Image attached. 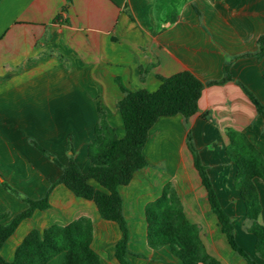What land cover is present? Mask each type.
Listing matches in <instances>:
<instances>
[{"label": "crops", "instance_id": "obj_1", "mask_svg": "<svg viewBox=\"0 0 264 264\" xmlns=\"http://www.w3.org/2000/svg\"><path fill=\"white\" fill-rule=\"evenodd\" d=\"M171 1L72 0L63 12L66 0H0V225L26 208L2 181L22 197L37 200L61 173L36 146L64 166L70 142L73 159L85 170L99 111L117 137H123L117 82L131 91L152 92L160 85L159 77L183 70L203 83L217 81L226 60L258 51L264 0H176L174 21L168 15ZM230 73L233 81L203 88L198 111L187 120L181 115L157 119L143 147L147 165L118 188L129 234V264H182L169 247L154 250L146 240L144 207L166 183L175 189L187 219L199 227L208 253L220 264H246L229 248L209 209L186 148L188 132L231 219L236 241L257 264H264L255 256L254 236L246 231L250 222L233 188L234 166L224 155V131L232 128L245 133L264 156L263 120L235 83L264 101V44L260 59L239 57ZM253 183L261 206L258 221L264 225V183L258 178ZM48 203L46 210L21 221L7 239L1 249L7 261L31 229L87 217L100 264H119L114 257L119 229L100 217L92 201L58 184ZM53 259L49 264L62 263L61 255Z\"/></svg>", "mask_w": 264, "mask_h": 264}, {"label": "trees", "instance_id": "obj_2", "mask_svg": "<svg viewBox=\"0 0 264 264\" xmlns=\"http://www.w3.org/2000/svg\"><path fill=\"white\" fill-rule=\"evenodd\" d=\"M71 1L66 0L63 12ZM175 3L176 0H172L168 7L171 21L175 20ZM57 19L58 17L55 18ZM257 44L258 51L254 54H243L226 60L223 64V75L217 81L203 83L191 72L183 70L168 77H159L160 85L152 92L131 91L117 82L122 97L116 102V109L123 123L124 135L118 138L104 113L99 111L94 136L86 149L89 164L85 170L73 159L70 142L68 150L71 154L64 166L51 154L35 145L41 154L51 158L60 167L61 173L49 184L43 197L37 200L22 197L7 183L1 182L4 189L26 204V208L10 218L7 223L0 225V264H49L58 255L62 256L61 264H100L98 254L91 247L93 226L87 217H79L66 225H50L41 231L31 229L16 246L11 261L2 256L3 245L21 221L30 218L35 211H43L49 207V193L58 184L66 187L74 196L92 201L102 219L117 225L120 238L115 243L114 257L119 264H129L126 256L129 234L118 188L127 185L133 174L147 165L143 147L150 128L160 117L181 115L187 120L194 115L198 111V101L205 86L233 81L230 65L235 59L262 57L264 34L257 39ZM235 83L247 96L264 123V101L260 102L241 82ZM224 133L228 140L224 155L234 166L233 188L238 192L244 216L250 222L246 231L254 236L255 256L264 259V225L258 221L261 206L253 183L255 178L264 183V156L245 133L232 128L225 129ZM186 148L206 192L209 209L215 216L229 248L246 264H257L236 241L231 219L220 205L207 168L202 163L189 132ZM144 216L146 240L151 249L167 246L182 264H220L206 250L199 235V227L187 219L181 201L170 183L164 184L160 195L145 205Z\"/></svg>", "mask_w": 264, "mask_h": 264}, {"label": "rangeland", "instance_id": "obj_3", "mask_svg": "<svg viewBox=\"0 0 264 264\" xmlns=\"http://www.w3.org/2000/svg\"><path fill=\"white\" fill-rule=\"evenodd\" d=\"M53 260H56V259H53ZM52 262H54V263H51V264H55V261H52Z\"/></svg>", "mask_w": 264, "mask_h": 264}]
</instances>
